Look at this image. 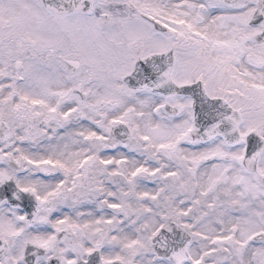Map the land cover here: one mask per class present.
I'll use <instances>...</instances> for the list:
<instances>
[{
    "label": "snow or ice",
    "instance_id": "1",
    "mask_svg": "<svg viewBox=\"0 0 264 264\" xmlns=\"http://www.w3.org/2000/svg\"><path fill=\"white\" fill-rule=\"evenodd\" d=\"M0 264H264V0H0Z\"/></svg>",
    "mask_w": 264,
    "mask_h": 264
}]
</instances>
